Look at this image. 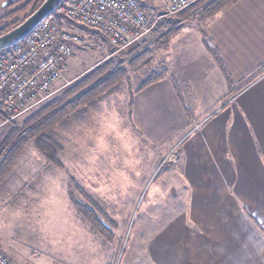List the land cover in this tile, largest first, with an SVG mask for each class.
<instances>
[{
  "label": "rangeland",
  "instance_id": "374dc122",
  "mask_svg": "<svg viewBox=\"0 0 264 264\" xmlns=\"http://www.w3.org/2000/svg\"><path fill=\"white\" fill-rule=\"evenodd\" d=\"M9 1L1 3L0 14ZM199 20L198 13L190 14L184 26ZM79 32L84 43L73 46L52 95L10 120L23 121L104 63L112 65L105 75L115 68L124 74L87 103L70 108L49 129L48 135L61 147L57 157L62 168L51 164L32 140L15 160L0 183V248L21 264H155L167 250L171 212L184 210L185 189L173 181H183L178 173L183 132L196 126L185 123L173 131L176 119L173 123L163 115V122L145 131L129 120L128 98L151 72V66L131 67L129 62L136 49L151 46L155 32L142 45L118 52L103 35L89 29ZM231 92H225L227 98ZM184 103L188 114L193 108L188 100ZM70 178L113 221L106 222L113 241L103 239L75 210L69 193L85 200Z\"/></svg>",
  "mask_w": 264,
  "mask_h": 264
},
{
  "label": "crops",
  "instance_id": "0c3cea01",
  "mask_svg": "<svg viewBox=\"0 0 264 264\" xmlns=\"http://www.w3.org/2000/svg\"><path fill=\"white\" fill-rule=\"evenodd\" d=\"M167 1L139 0L151 20ZM199 8L157 23L175 28L149 66L165 74L128 98L130 122L145 131L163 115L176 119L173 131L196 126L183 132V181H173L185 189L184 210L171 212L166 254L155 264H264V72L254 76L264 65V0H233L184 26Z\"/></svg>",
  "mask_w": 264,
  "mask_h": 264
},
{
  "label": "built area",
  "instance_id": "2783aa9c",
  "mask_svg": "<svg viewBox=\"0 0 264 264\" xmlns=\"http://www.w3.org/2000/svg\"><path fill=\"white\" fill-rule=\"evenodd\" d=\"M198 0H168L152 20L139 0H61L21 40L0 54V106L14 119L54 92L73 46L83 35L67 23L95 30L105 36L115 52L141 45L157 23ZM0 264H21L0 248Z\"/></svg>",
  "mask_w": 264,
  "mask_h": 264
},
{
  "label": "trees",
  "instance_id": "16d2710c",
  "mask_svg": "<svg viewBox=\"0 0 264 264\" xmlns=\"http://www.w3.org/2000/svg\"><path fill=\"white\" fill-rule=\"evenodd\" d=\"M2 1L4 0H0V3ZM43 1L44 0H15L11 2L9 4V11L0 15V34L7 32L12 27L19 24ZM231 1L233 0H198L186 10L200 7L197 13L199 19H204L215 14ZM20 15H22L21 18ZM155 29L157 38L151 43V46H145L134 54L129 62L131 67H149L153 59V49L166 47L169 37L175 30L173 28L167 30L168 25H161V27L157 26ZM89 30L96 32L92 29ZM205 46L213 58L221 64L214 47L207 42H205ZM4 50L5 48L1 49L0 54ZM111 66L112 65H109L107 62L89 71L70 86L62 89L59 95L47 101L21 122L16 120L5 121V115L0 106V116L3 122L0 126V183L31 140L34 146L43 153L51 164L60 168L63 167L61 161L57 157V152L61 147L52 140L48 135V131L58 120L67 116V111L70 108L76 109L87 103L90 99L98 96L123 76L124 71L120 68H115L105 75V73L112 68ZM262 72H264V65L258 69L254 76ZM164 74V70L151 71L148 77L138 86L137 90L158 81ZM10 144L11 146L8 148ZM7 148L8 150L5 152ZM69 181L85 200L82 201L76 198L72 193H69L70 201L75 210L89 224L90 228L97 232L103 239L109 242L113 241L114 234L110 226L106 224V222L112 223L113 221L102 211L97 202L89 197L72 178H70Z\"/></svg>",
  "mask_w": 264,
  "mask_h": 264
},
{
  "label": "water",
  "instance_id": "95a60500",
  "mask_svg": "<svg viewBox=\"0 0 264 264\" xmlns=\"http://www.w3.org/2000/svg\"><path fill=\"white\" fill-rule=\"evenodd\" d=\"M61 0H44L33 12H31L19 24L7 32L0 34V50L21 40L39 21L47 14L56 10Z\"/></svg>",
  "mask_w": 264,
  "mask_h": 264
},
{
  "label": "flooded vegetation",
  "instance_id": "af4514ba",
  "mask_svg": "<svg viewBox=\"0 0 264 264\" xmlns=\"http://www.w3.org/2000/svg\"><path fill=\"white\" fill-rule=\"evenodd\" d=\"M13 1H15V0H10L9 2H7V3L4 5V7H3L4 10H3V12H2L1 14H5V13L7 12V11L5 12V9H8V10H9V4H10L11 2H13ZM2 2H3V1H2ZM2 2H1V3H2ZM1 3H0V5H1ZM5 7H7V8H5ZM1 14H0V15H1Z\"/></svg>",
  "mask_w": 264,
  "mask_h": 264
}]
</instances>
